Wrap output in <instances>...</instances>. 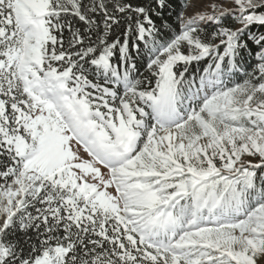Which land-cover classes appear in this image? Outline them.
Wrapping results in <instances>:
<instances>
[{"label":"snow or ice","instance_id":"obj_1","mask_svg":"<svg viewBox=\"0 0 264 264\" xmlns=\"http://www.w3.org/2000/svg\"><path fill=\"white\" fill-rule=\"evenodd\" d=\"M175 6L0 0V264H264V0Z\"/></svg>","mask_w":264,"mask_h":264},{"label":"trees","instance_id":"obj_2","mask_svg":"<svg viewBox=\"0 0 264 264\" xmlns=\"http://www.w3.org/2000/svg\"><path fill=\"white\" fill-rule=\"evenodd\" d=\"M183 5H184V0H176L175 11H182ZM173 15H174V13H173Z\"/></svg>","mask_w":264,"mask_h":264},{"label":"bare ground","instance_id":"obj_3","mask_svg":"<svg viewBox=\"0 0 264 264\" xmlns=\"http://www.w3.org/2000/svg\"><path fill=\"white\" fill-rule=\"evenodd\" d=\"M212 3L211 0H204V4ZM189 12H192L193 14L195 13V9H189Z\"/></svg>","mask_w":264,"mask_h":264},{"label":"rangeland","instance_id":"obj_4","mask_svg":"<svg viewBox=\"0 0 264 264\" xmlns=\"http://www.w3.org/2000/svg\"><path fill=\"white\" fill-rule=\"evenodd\" d=\"M213 2V0H211ZM216 3H220L221 0H215ZM225 6H230L229 4H225Z\"/></svg>","mask_w":264,"mask_h":264}]
</instances>
